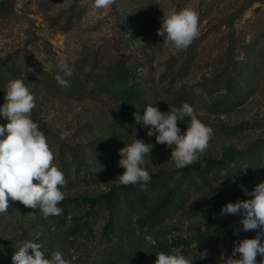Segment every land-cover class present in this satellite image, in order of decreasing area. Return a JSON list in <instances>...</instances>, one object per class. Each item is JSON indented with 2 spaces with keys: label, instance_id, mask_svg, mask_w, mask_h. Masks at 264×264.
Returning <instances> with one entry per match:
<instances>
[{
  "label": "rangeland",
  "instance_id": "rangeland-1",
  "mask_svg": "<svg viewBox=\"0 0 264 264\" xmlns=\"http://www.w3.org/2000/svg\"><path fill=\"white\" fill-rule=\"evenodd\" d=\"M92 2L0 0V107L7 82L24 80L35 98L32 119L67 180L65 205L117 184L124 172L119 151L126 143L134 138L151 143L144 167L163 177L143 185L145 200L136 205L132 224L145 203L159 202L171 188L182 187V195L173 199L159 225L131 229L126 250L144 255L140 264H155V253L173 250L192 264H223L221 256H231L236 242L257 234L243 231L240 216L220 213L228 202L251 198L243 188L250 192L264 182V0H255L235 22L232 52L229 29L214 26L240 0H116L102 10L93 9ZM184 7L198 12L199 36L176 52L157 30L164 14ZM58 58H67L73 69L65 77L67 87L55 79L63 76ZM129 88L133 96L124 100ZM185 102L213 129V137L183 175L170 160L172 149L149 137L134 113L143 115L147 105L167 112ZM7 122L0 116V125ZM188 123L189 118L178 121L181 133ZM61 132L68 133L64 140ZM246 153L252 164L242 172L236 158L223 160ZM9 204L0 214V264H13L12 256L25 241L40 243L46 258L60 250L71 264H108L113 251L124 246V237L103 235L104 210L88 219L91 236L73 237L69 228L85 213L74 203L63 218H44L19 201ZM120 218L127 224L126 212Z\"/></svg>",
  "mask_w": 264,
  "mask_h": 264
},
{
  "label": "clouds",
  "instance_id": "clouds-1",
  "mask_svg": "<svg viewBox=\"0 0 264 264\" xmlns=\"http://www.w3.org/2000/svg\"><path fill=\"white\" fill-rule=\"evenodd\" d=\"M116 0H93L95 10L108 9ZM199 14L191 7L179 11L171 10L164 14L157 34L165 43L173 46L176 52L186 50L199 36ZM57 68L63 76L55 79L61 87L68 86L65 77L73 75L67 58H58ZM4 104L0 116L8 122L0 125V214L10 208L9 200L19 201L25 207L38 210L44 218L61 215L63 209L58 205L65 199L62 189L67 180L64 173L54 164L55 154L32 119L35 98L22 79H12L6 84ZM135 122L148 128L149 137L155 135L158 144L172 149L171 161L178 169L195 163L208 148L213 137V129L204 124L193 106L183 103L179 108L162 112L158 107L147 105L143 115L134 113ZM189 118L187 130L181 133L178 121ZM67 132H61L64 140ZM153 149L151 143L136 139L120 149L118 166L124 169L115 181L119 186L134 184L146 185L151 180L149 171L144 167L145 157L149 158ZM243 188V186H241ZM247 200L228 202L221 209V215H238L243 231L256 230L255 238L241 239L235 243L232 255L223 264H264V182L254 186L252 191L243 188ZM235 234V232H234ZM30 250V251H29ZM237 254L238 258H237ZM155 264H192V259L173 250L172 254L163 251L155 253ZM13 264H71L60 250H54L46 258L40 243L25 241L18 246L12 256Z\"/></svg>",
  "mask_w": 264,
  "mask_h": 264
},
{
  "label": "trees",
  "instance_id": "trees-1",
  "mask_svg": "<svg viewBox=\"0 0 264 264\" xmlns=\"http://www.w3.org/2000/svg\"><path fill=\"white\" fill-rule=\"evenodd\" d=\"M240 4L236 7V2L234 5L230 4L229 9L227 10L223 17L218 21V23L214 26H224L229 29V38L231 39L228 45V51H233V43H234V24L239 19V17L245 12L248 8H250L255 0H240ZM264 40V33H263ZM233 41V42H232ZM228 68L230 65H227ZM229 78H226V81L229 82ZM132 89H125L123 92V99L126 100L127 97L133 96ZM250 153H246L240 156H232L225 155L223 160L225 162H232L234 158H236L235 166L238 170L242 172V169L245 167H249L252 164ZM239 164V165H238ZM188 167L184 169H179L177 172L183 175L188 174ZM151 175V181H159L163 177L162 172L153 173ZM182 195V187L180 188H171L161 199L159 202L152 204L151 206L148 203H145L147 206L145 211L142 212L139 209L138 216L136 217L135 223L132 224V213L136 210L137 206L141 201L145 200V194L143 190V186L141 184H134L128 186H119L118 184H114L110 187V189L104 193L97 194L95 196H84L79 197L78 199L68 200L67 205L63 202L58 206L63 209L61 215H58L59 218H63L68 216L69 212L68 207H71L70 204H75L77 208H80L85 212L83 216V220L79 223H75L72 227L69 228V233L74 237L75 235H80L84 237L91 236L90 231V223L88 219L91 215H95L97 211L104 210L106 213V222L101 227L103 235L110 236L111 234L115 237L121 236L124 237V246H118L113 251L112 256L107 261L108 264H140L143 262V257L140 252L126 250L128 241L131 240L130 231L133 228H151L159 225L169 214L170 208L172 207L173 199H179ZM68 212V214H67ZM127 213V224L120 218V213ZM57 217V216H54ZM130 217V219H129ZM126 229V230H125ZM120 232V235H119ZM120 238V237H118Z\"/></svg>",
  "mask_w": 264,
  "mask_h": 264
}]
</instances>
